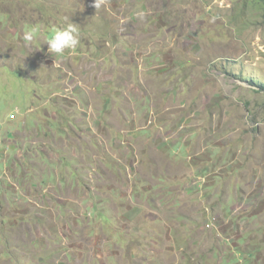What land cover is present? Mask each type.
Returning a JSON list of instances; mask_svg holds the SVG:
<instances>
[{
    "label": "rangeland",
    "instance_id": "374dc122",
    "mask_svg": "<svg viewBox=\"0 0 264 264\" xmlns=\"http://www.w3.org/2000/svg\"><path fill=\"white\" fill-rule=\"evenodd\" d=\"M263 14L0 0V264H264Z\"/></svg>",
    "mask_w": 264,
    "mask_h": 264
},
{
    "label": "clouds",
    "instance_id": "9594fccd",
    "mask_svg": "<svg viewBox=\"0 0 264 264\" xmlns=\"http://www.w3.org/2000/svg\"><path fill=\"white\" fill-rule=\"evenodd\" d=\"M105 0H93V7L98 9ZM35 31L29 30L24 34L23 39L31 42L34 39ZM80 43L79 32L75 24L69 23L64 27H57L52 30L49 38L47 39V52L50 56H63L66 51L75 50Z\"/></svg>",
    "mask_w": 264,
    "mask_h": 264
},
{
    "label": "trees",
    "instance_id": "16d2710c",
    "mask_svg": "<svg viewBox=\"0 0 264 264\" xmlns=\"http://www.w3.org/2000/svg\"><path fill=\"white\" fill-rule=\"evenodd\" d=\"M260 1H264V0H260ZM263 16H264V14H263ZM253 84L256 85V84H255V81L252 82V85H253ZM254 85H253V86H254ZM256 88H257L258 90H261V91L264 92V87H262L261 85H260V86H259V85H258V86L256 85Z\"/></svg>",
    "mask_w": 264,
    "mask_h": 264
},
{
    "label": "crops",
    "instance_id": "0c3cea01",
    "mask_svg": "<svg viewBox=\"0 0 264 264\" xmlns=\"http://www.w3.org/2000/svg\"><path fill=\"white\" fill-rule=\"evenodd\" d=\"M238 253H239V251H238Z\"/></svg>",
    "mask_w": 264,
    "mask_h": 264
},
{
    "label": "built area",
    "instance_id": "2783aa9c",
    "mask_svg": "<svg viewBox=\"0 0 264 264\" xmlns=\"http://www.w3.org/2000/svg\"><path fill=\"white\" fill-rule=\"evenodd\" d=\"M12 116V115H11Z\"/></svg>",
    "mask_w": 264,
    "mask_h": 264
}]
</instances>
